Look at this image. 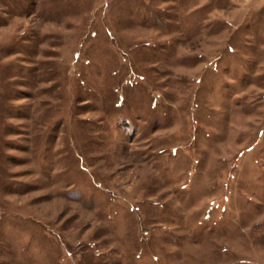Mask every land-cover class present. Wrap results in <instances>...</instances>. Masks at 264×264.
Instances as JSON below:
<instances>
[{"label": "rangeland", "instance_id": "rangeland-1", "mask_svg": "<svg viewBox=\"0 0 264 264\" xmlns=\"http://www.w3.org/2000/svg\"><path fill=\"white\" fill-rule=\"evenodd\" d=\"M0 264H264V0H0Z\"/></svg>", "mask_w": 264, "mask_h": 264}]
</instances>
